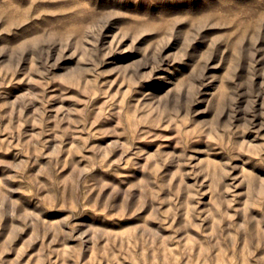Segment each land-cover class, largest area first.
<instances>
[{
    "label": "rangeland",
    "instance_id": "obj_1",
    "mask_svg": "<svg viewBox=\"0 0 264 264\" xmlns=\"http://www.w3.org/2000/svg\"><path fill=\"white\" fill-rule=\"evenodd\" d=\"M0 264H264V0H0Z\"/></svg>",
    "mask_w": 264,
    "mask_h": 264
}]
</instances>
